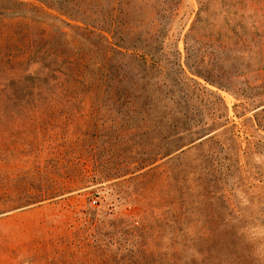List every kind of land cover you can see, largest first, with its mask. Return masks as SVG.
I'll use <instances>...</instances> for the list:
<instances>
[{
	"label": "rangeland",
	"instance_id": "rangeland-1",
	"mask_svg": "<svg viewBox=\"0 0 264 264\" xmlns=\"http://www.w3.org/2000/svg\"><path fill=\"white\" fill-rule=\"evenodd\" d=\"M0 264H264V0H0Z\"/></svg>",
	"mask_w": 264,
	"mask_h": 264
},
{
	"label": "built area",
	"instance_id": "built-area-1",
	"mask_svg": "<svg viewBox=\"0 0 264 264\" xmlns=\"http://www.w3.org/2000/svg\"><path fill=\"white\" fill-rule=\"evenodd\" d=\"M94 203H96V201H94Z\"/></svg>",
	"mask_w": 264,
	"mask_h": 264
}]
</instances>
